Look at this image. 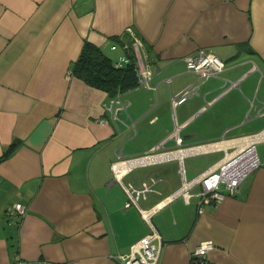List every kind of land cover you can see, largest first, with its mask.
<instances>
[{
    "label": "crops",
    "instance_id": "obj_1",
    "mask_svg": "<svg viewBox=\"0 0 264 264\" xmlns=\"http://www.w3.org/2000/svg\"><path fill=\"white\" fill-rule=\"evenodd\" d=\"M129 29L146 86L109 95L72 73L85 40L115 61ZM198 48L225 68L200 78L185 63ZM115 96L126 107L116 118L105 109ZM252 139L260 164L234 195L202 211L197 197L171 196L220 159L195 157L223 152L184 148ZM16 202L22 215L9 212ZM143 213L158 264H264V0H0V264H118L151 232ZM204 241L213 249L192 263Z\"/></svg>",
    "mask_w": 264,
    "mask_h": 264
},
{
    "label": "built area",
    "instance_id": "obj_2",
    "mask_svg": "<svg viewBox=\"0 0 264 264\" xmlns=\"http://www.w3.org/2000/svg\"><path fill=\"white\" fill-rule=\"evenodd\" d=\"M129 35L131 36V42L129 45L126 42L121 44L125 53L119 55L115 60V65L122 66L133 57L138 75V85L146 86L151 73L149 69H147V65L144 63L140 54L141 40L130 29ZM116 47V43L111 45L112 49ZM185 63L186 67L197 72L200 78L216 76L226 66L225 62L220 57L205 48H198L193 54L186 55ZM235 84L236 82H231L227 88ZM194 92L195 87L187 86L177 94L171 96V101L173 104L181 103ZM113 103H117L118 107H114ZM105 109L116 118L118 111L126 110V107L120 97L115 96L113 100L105 105ZM100 122L103 123L104 120H100ZM175 139L176 143H181L180 136H176ZM229 144L230 143H224V140H215L203 144L202 146L195 145L184 148L189 151L195 150L196 152L200 148L204 151L212 149L223 150V155L210 170L203 172L200 176L192 180H183L182 186L173 192L171 196L180 195L187 202L190 198L197 197L199 200L198 210L202 211V203L219 202L227 195H234L238 191L241 180L259 166L260 160L253 139L245 140L244 143H238L237 145ZM161 146L162 142L159 144L158 148ZM167 152H171V150L166 152L153 151L150 154H143L125 160H116L111 163V167L115 173H126L134 163L139 164L145 160L151 161L159 157L163 158L164 154ZM196 183H200L201 189L192 191L191 187ZM147 189L148 186L145 185L142 190L138 191H145ZM9 212H17L22 215L25 212V208L21 203L16 202L13 208L9 209ZM143 215L145 214L143 213ZM145 218L148 220L149 215H145ZM149 224L151 226V232L133 243L129 254L118 255V264H158L161 251V240L157 230L151 225L150 221ZM155 237H158L160 240L158 244L152 241ZM213 247L214 244L210 241H204L198 244L191 253L192 263H202L208 251L213 249Z\"/></svg>",
    "mask_w": 264,
    "mask_h": 264
},
{
    "label": "trees",
    "instance_id": "obj_3",
    "mask_svg": "<svg viewBox=\"0 0 264 264\" xmlns=\"http://www.w3.org/2000/svg\"><path fill=\"white\" fill-rule=\"evenodd\" d=\"M129 35V34H128ZM128 45L131 39L121 42ZM122 66H116L115 61L99 45L85 40L80 53L72 64L71 71L85 83L115 95L121 91L138 85L137 70L133 57ZM12 142L3 152L6 156L15 146Z\"/></svg>",
    "mask_w": 264,
    "mask_h": 264
},
{
    "label": "rangeland",
    "instance_id": "obj_4",
    "mask_svg": "<svg viewBox=\"0 0 264 264\" xmlns=\"http://www.w3.org/2000/svg\"><path fill=\"white\" fill-rule=\"evenodd\" d=\"M222 155H223V152L222 151L210 152V153H207L206 155H202L200 157H195L194 160H193V162L195 164H198L200 162H207V164H209L212 161L218 160L219 158H221Z\"/></svg>",
    "mask_w": 264,
    "mask_h": 264
}]
</instances>
